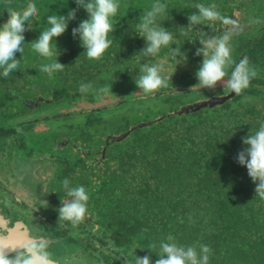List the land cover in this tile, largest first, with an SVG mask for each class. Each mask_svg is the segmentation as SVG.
<instances>
[{
    "label": "flooded vegetation",
    "instance_id": "1",
    "mask_svg": "<svg viewBox=\"0 0 264 264\" xmlns=\"http://www.w3.org/2000/svg\"><path fill=\"white\" fill-rule=\"evenodd\" d=\"M231 2L236 7L226 17L238 23L232 39L233 60L239 62L247 57L253 64L256 57L259 62L258 59L264 58V0ZM28 3L19 8L13 0H0V26L8 19V8L22 10ZM253 18L261 23H249ZM29 23L33 28L24 34L27 43L37 40L39 31L48 26L39 12ZM226 27L230 26L219 23L201 25L199 29L219 35ZM184 31H177L175 38L186 47L187 50H182L186 55L189 52L195 55L201 47L198 31L193 29L187 36ZM138 40L144 41L139 36ZM27 43L21 54L23 59L17 53L22 62L19 68L8 77L0 75V237L17 243L44 239L51 255L50 264H82L83 261L85 264H132V258H126L124 251L132 253L133 249L117 246L118 234L112 229L113 222L102 224L98 194L105 184L103 180L106 177L105 180H110L113 174H125L121 178L126 179L127 174L136 172L135 166L142 159L138 149L141 137L161 133L160 123L166 118L190 117L217 109L240 95L234 94L215 107L177 115L189 106L233 93L220 86L215 90L192 89L198 84L195 74L203 59L196 55V61L187 60L181 65H174L167 58H156V62L163 63L164 73L173 77L168 88L155 94H136L140 92L135 83L140 69L118 65L96 75L91 81L95 91L82 94L80 85L86 81L62 78L69 72V61L59 57L66 68L50 78L47 73L38 72L39 56ZM250 50L256 51L255 57ZM30 52L32 55H28ZM41 75L45 77L39 79ZM105 85L112 86L113 94H103L97 99L99 88ZM253 87L264 90V84L252 81L242 94L251 92ZM164 98L168 100L164 102ZM188 98L190 103L184 104L183 100ZM50 135L54 136L53 140ZM17 160L22 166L17 165ZM64 178H69L73 186H86L89 193L90 215L78 226L59 222L57 210L61 198H65L61 183ZM8 196L14 202L6 206L10 203L6 202Z\"/></svg>",
    "mask_w": 264,
    "mask_h": 264
},
{
    "label": "trees",
    "instance_id": "2",
    "mask_svg": "<svg viewBox=\"0 0 264 264\" xmlns=\"http://www.w3.org/2000/svg\"><path fill=\"white\" fill-rule=\"evenodd\" d=\"M231 1L162 0L168 5V14L166 21L160 22L178 37L177 31L189 24L187 16L197 11L196 3L215 4L227 16L236 7ZM153 2L120 0V11L113 21L116 31L110 35L113 45L99 60H89L79 38L72 35V29L88 18L86 11L79 9L76 20L69 22L67 32L56 41L59 56L51 58L69 61V72L62 78L91 83L96 75L117 65L140 69L143 64L155 63L156 58H167L172 63L170 48L175 44L161 49L156 57L139 53L146 41L138 40L135 25ZM37 7L46 22L48 15L66 16L77 9L74 0H57ZM178 46L187 50L181 40ZM250 51L255 57L256 51ZM193 53L187 55L190 62L197 59ZM37 55L41 72V65L50 59ZM258 61L255 57L252 64L258 70L253 83L264 84V58ZM42 77L45 76L39 79ZM260 122H264V90L253 87L251 92L217 109L190 117L172 115L160 123L161 133L157 136H142L138 149L143 160L136 164L137 171L127 174L126 179L121 178L125 174H113L110 180L106 177L98 194L102 224L113 222L117 246L132 248L140 257L150 255L155 261L159 249L148 245L171 234L183 245H208L212 249L210 264H264V198L256 194L247 169L235 159L245 147L242 138L256 130ZM131 257L135 264V255Z\"/></svg>",
    "mask_w": 264,
    "mask_h": 264
},
{
    "label": "clouds",
    "instance_id": "3",
    "mask_svg": "<svg viewBox=\"0 0 264 264\" xmlns=\"http://www.w3.org/2000/svg\"><path fill=\"white\" fill-rule=\"evenodd\" d=\"M75 3L77 9L70 10L66 16L48 15V27L31 43L25 41L24 34L33 28L29 21L38 16L37 5L29 0L22 10L8 8V19L0 26V75L8 77L19 68L22 62L17 58V53L23 59L21 54L26 43L40 56L50 59L49 63L41 65V72L47 73L50 78L54 73L62 72L66 66L60 63L58 58L51 59L59 56L56 41L67 32L69 22L76 20L77 11L81 8L86 11L88 18L72 29V35L79 38L81 47L85 49L84 55L89 60L101 59L114 42L110 35L113 36L116 31L113 21L120 11V0H75ZM194 7L197 11L187 16L189 24L182 27L185 29V36L197 29L201 45L195 52L196 56L203 58L195 74L198 84L192 89L199 87L215 90L220 86L223 90L241 95L257 78L258 70L247 57L239 62L233 60L232 39L238 31L237 21L222 15L215 4L196 3ZM167 14V3L154 0L150 9L139 17V22L135 25L136 35L146 41L145 47L139 53L146 57H156L161 49L175 44V48H170V57L177 65H181L187 61V55L178 46L179 41L176 40L174 32L163 26ZM205 22H220L230 27H226L221 34L214 35L199 29ZM249 23L259 24L261 21L253 18ZM164 71L162 62L143 64L140 74L135 78V83L140 89L136 94H155L168 88L169 79L172 82L173 76L169 78ZM79 90L82 94L95 91L92 83L84 82H81ZM108 93H112V86L100 87L97 99ZM242 143L245 147L238 152L236 162L247 169L255 184L256 194L264 198V122H260L256 130L252 129L243 137ZM61 183L65 198H61V206L57 210L59 222L66 221L78 226L90 215L88 190L83 185L73 186L69 178H64ZM46 245L47 242L42 238L17 243L0 237V264H50L51 255ZM148 247L159 249L156 254L158 259L153 261L150 255L140 257L136 252L129 253L135 255V264H210L212 255V249L208 245L199 242L183 245L171 234L158 243L149 244Z\"/></svg>",
    "mask_w": 264,
    "mask_h": 264
},
{
    "label": "rangeland",
    "instance_id": "4",
    "mask_svg": "<svg viewBox=\"0 0 264 264\" xmlns=\"http://www.w3.org/2000/svg\"><path fill=\"white\" fill-rule=\"evenodd\" d=\"M29 0H13V2H14V5H15V7H17V5H19V8L21 7H24V5H25V3H27ZM32 2H34V3H36L37 5H44V4H46L47 2H55V1H57V0H31ZM74 2H75V0H74ZM64 3H67V0H64ZM77 5V4H76ZM183 102H184V104H187V103H190V99L188 98V99H184L183 100ZM19 163H20V166H22V163L21 162H19V160H17V165H19ZM7 199H10V200H7ZM10 201V203H6V206H8V205H10V204H12L14 201L8 196L7 198H6V202H9ZM18 207L16 206V207H12V209L13 210H15V211H18V210H16ZM31 221H35L34 219H31ZM125 248H127V247H125ZM125 253V257L126 258H128L129 256L131 257V255L129 254V253H131V251H124ZM132 258V257H131ZM86 263V261H83L82 262V264H85Z\"/></svg>",
    "mask_w": 264,
    "mask_h": 264
},
{
    "label": "water",
    "instance_id": "5",
    "mask_svg": "<svg viewBox=\"0 0 264 264\" xmlns=\"http://www.w3.org/2000/svg\"><path fill=\"white\" fill-rule=\"evenodd\" d=\"M233 96H234V93H232L231 95L226 96L224 98L213 99V100H210V101H208L206 103H202V104H198V105H192V106H189V107L181 110L180 112H178L176 114L177 115H182L183 113L197 112L201 108L215 107V106H217L219 104H223L227 100L231 99Z\"/></svg>",
    "mask_w": 264,
    "mask_h": 264
}]
</instances>
